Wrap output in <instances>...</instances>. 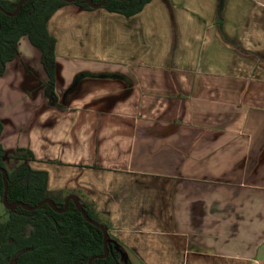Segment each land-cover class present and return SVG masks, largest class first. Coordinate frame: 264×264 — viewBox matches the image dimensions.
I'll return each instance as SVG.
<instances>
[{
	"label": "crops",
	"instance_id": "1",
	"mask_svg": "<svg viewBox=\"0 0 264 264\" xmlns=\"http://www.w3.org/2000/svg\"><path fill=\"white\" fill-rule=\"evenodd\" d=\"M48 30L53 90L27 37L0 76L9 170L30 151L120 264H264V0L72 3Z\"/></svg>",
	"mask_w": 264,
	"mask_h": 264
},
{
	"label": "trees",
	"instance_id": "2",
	"mask_svg": "<svg viewBox=\"0 0 264 264\" xmlns=\"http://www.w3.org/2000/svg\"><path fill=\"white\" fill-rule=\"evenodd\" d=\"M22 0H0V76L9 62L18 56V46L23 37L42 55V64L48 76V86L53 90L56 79V39L49 33L48 22L67 0H28L17 12ZM100 4L103 0H92ZM152 0H106L103 8L127 17L140 13ZM76 5L91 10L88 0H78ZM17 12V13H16ZM3 124L0 118V136ZM5 150L0 142V169L7 170L9 204L22 203L7 210L9 218L0 222V264H120V253L113 235L105 225L109 240V254H105L104 233L89 223L70 200L58 201L48 189V173L34 170L27 163L34 156L21 150L17 159L20 165L9 170L5 163ZM5 193L3 172L0 171V201ZM51 200L50 204L39 206ZM87 215L101 223L93 211L83 204ZM31 208V209H30ZM102 224V223H101Z\"/></svg>",
	"mask_w": 264,
	"mask_h": 264
},
{
	"label": "water",
	"instance_id": "3",
	"mask_svg": "<svg viewBox=\"0 0 264 264\" xmlns=\"http://www.w3.org/2000/svg\"><path fill=\"white\" fill-rule=\"evenodd\" d=\"M27 1H28V0H22V1L20 2L19 6H18V10H17V12L22 8L23 4H24L25 2H27ZM67 1H68V3H74V2H76V1H78V0H67ZM88 1L90 2L91 6H92L93 8L103 7L104 4H105V2H106V0H103L100 4H94L92 0H88ZM17 12H16V13H17ZM0 29H1V23H0ZM0 57H1V56H0ZM0 170L3 172V175H4V181H5V193H4V197H3V203H4L5 207H6L8 210H13L15 207L20 206V205H23V204H22V203H18V204H9V203H8V201H7V195H8L7 174H8V173H7V170H6V169H0ZM70 199L73 200V201L76 203L78 210L83 214L84 218H85L89 223L93 224V225L96 226V227H99V228L103 231V233H104L105 254H104L103 256H101V258L106 257V256L109 254V249H108V246H107V242H108V240H109V235H108V231H107L106 227H105L104 225H102V224L96 222L95 220L91 219V218L87 215V213H86V211H85L83 205H81L80 203H78V202L76 201L75 197H70ZM69 201H70V200L66 201V203H65V204H66L65 209L67 208ZM44 204H50V205L52 206L53 209L57 210L56 207H55V205H54V203H53L51 200H46V201L42 202L40 205H38V207H39V206H42V205H44ZM23 206H24V205H23ZM24 207L28 208L27 206H24ZM28 209H29V208H28ZM30 209H31V208H30Z\"/></svg>",
	"mask_w": 264,
	"mask_h": 264
},
{
	"label": "rangeland",
	"instance_id": "4",
	"mask_svg": "<svg viewBox=\"0 0 264 264\" xmlns=\"http://www.w3.org/2000/svg\"><path fill=\"white\" fill-rule=\"evenodd\" d=\"M35 67H37L35 65ZM12 162L15 161L13 159H10ZM9 218V214L7 212V209L3 202L0 201V222H4Z\"/></svg>",
	"mask_w": 264,
	"mask_h": 264
},
{
	"label": "flooded vegetation",
	"instance_id": "5",
	"mask_svg": "<svg viewBox=\"0 0 264 264\" xmlns=\"http://www.w3.org/2000/svg\"><path fill=\"white\" fill-rule=\"evenodd\" d=\"M74 3H75V2H74ZM69 4H72V3H69ZM6 157H7V155H5V163H6ZM17 160H18V159H17ZM18 161H19V160H18ZM20 163H21V161H20ZM19 165H20V164H19ZM19 165H18V166H19ZM6 166H7V163H6ZM18 166H17V167H18ZM17 167H16V168H17ZM7 168H8V166H7ZM9 168H10V166H9ZM9 168H8V169H9ZM11 169H12V168H11ZM13 170H14V169H13ZM0 171H1V170H0ZM11 171H12V170H11ZM2 202H3V200H2ZM6 209H7V208H6ZM7 210H8V209H7Z\"/></svg>",
	"mask_w": 264,
	"mask_h": 264
}]
</instances>
